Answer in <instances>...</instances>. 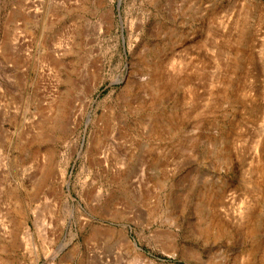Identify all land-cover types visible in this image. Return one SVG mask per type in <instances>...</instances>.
<instances>
[{"label": "rangeland", "instance_id": "rangeland-1", "mask_svg": "<svg viewBox=\"0 0 264 264\" xmlns=\"http://www.w3.org/2000/svg\"><path fill=\"white\" fill-rule=\"evenodd\" d=\"M0 264H264V0H0Z\"/></svg>", "mask_w": 264, "mask_h": 264}, {"label": "bare ground", "instance_id": "bare-ground-1", "mask_svg": "<svg viewBox=\"0 0 264 264\" xmlns=\"http://www.w3.org/2000/svg\"><path fill=\"white\" fill-rule=\"evenodd\" d=\"M63 1H64V0H63ZM51 49H52V48H51ZM56 49H57V48H56ZM58 51H59V50H58ZM58 51H57V52H58ZM52 53H53V52H52Z\"/></svg>", "mask_w": 264, "mask_h": 264}]
</instances>
